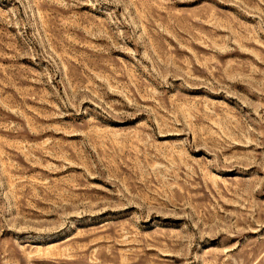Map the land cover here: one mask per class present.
<instances>
[{
    "label": "rangeland",
    "instance_id": "374dc122",
    "mask_svg": "<svg viewBox=\"0 0 264 264\" xmlns=\"http://www.w3.org/2000/svg\"><path fill=\"white\" fill-rule=\"evenodd\" d=\"M0 264H264V0H0Z\"/></svg>",
    "mask_w": 264,
    "mask_h": 264
}]
</instances>
